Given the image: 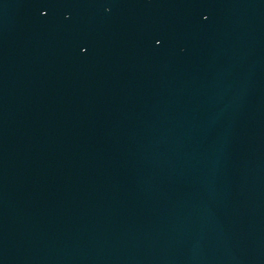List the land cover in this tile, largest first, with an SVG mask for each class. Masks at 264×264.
Here are the masks:
<instances>
[{
	"label": "water",
	"instance_id": "water-1",
	"mask_svg": "<svg viewBox=\"0 0 264 264\" xmlns=\"http://www.w3.org/2000/svg\"><path fill=\"white\" fill-rule=\"evenodd\" d=\"M0 264H264V0H0Z\"/></svg>",
	"mask_w": 264,
	"mask_h": 264
}]
</instances>
